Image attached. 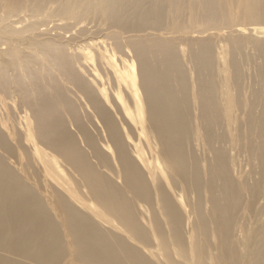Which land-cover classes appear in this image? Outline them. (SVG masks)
<instances>
[{"label": "bare ground", "instance_id": "6f19581e", "mask_svg": "<svg viewBox=\"0 0 264 264\" xmlns=\"http://www.w3.org/2000/svg\"><path fill=\"white\" fill-rule=\"evenodd\" d=\"M74 262L264 264V0H0V264Z\"/></svg>", "mask_w": 264, "mask_h": 264}, {"label": "rangeland", "instance_id": "374dc122", "mask_svg": "<svg viewBox=\"0 0 264 264\" xmlns=\"http://www.w3.org/2000/svg\"><path fill=\"white\" fill-rule=\"evenodd\" d=\"M240 5L242 6V3H240L239 6H240ZM74 264H77V263L74 262Z\"/></svg>", "mask_w": 264, "mask_h": 264}]
</instances>
